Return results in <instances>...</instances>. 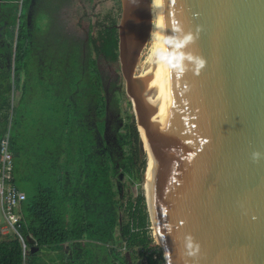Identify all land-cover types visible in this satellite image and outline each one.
I'll use <instances>...</instances> for the list:
<instances>
[{"label":"water","instance_id":"95a60500","mask_svg":"<svg viewBox=\"0 0 264 264\" xmlns=\"http://www.w3.org/2000/svg\"><path fill=\"white\" fill-rule=\"evenodd\" d=\"M119 2L117 61L164 264H264V0Z\"/></svg>","mask_w":264,"mask_h":264},{"label":"trees","instance_id":"16d2710c","mask_svg":"<svg viewBox=\"0 0 264 264\" xmlns=\"http://www.w3.org/2000/svg\"><path fill=\"white\" fill-rule=\"evenodd\" d=\"M114 2L120 11L119 0ZM69 3L0 0V77L4 81L0 87L7 92L20 88L16 117L26 116L29 108L40 102L41 92L54 104L48 110L55 117L45 120L38 115L39 122L46 140L50 139L64 158L55 163V169L69 172L51 185L59 186L58 191L40 184L36 194L25 196L20 207V233L30 249L23 255L18 239L4 237L0 240V264H74L76 257L90 259L89 253L101 247L106 249L108 264H129L126 256L117 252L118 245L141 249L137 264H164L161 249L148 232L144 197L138 196L134 204L128 201L125 221L114 202L111 180L115 178L119 194L122 169L132 161L127 148L138 140L136 128L123 123L120 116L117 82L105 84L97 64L100 56L117 60V17L107 13L96 22L94 35L90 25L85 38L79 39L60 20L61 9ZM5 125L6 120L2 127ZM91 144L100 146L98 159L104 164L100 175L94 177L82 158ZM84 238L87 241H82ZM45 251L53 252L54 257Z\"/></svg>","mask_w":264,"mask_h":264},{"label":"rangeland","instance_id":"374dc122","mask_svg":"<svg viewBox=\"0 0 264 264\" xmlns=\"http://www.w3.org/2000/svg\"><path fill=\"white\" fill-rule=\"evenodd\" d=\"M107 13H113L118 19L120 15V11L116 8L114 0H70L68 5H65L60 13V20L65 25L67 31L79 38H85L87 32L89 31V26L93 25L92 34H95L96 31V22L102 20ZM97 64L99 70L103 76L105 84H109L111 82H117L118 92H117V103L120 108V116L122 118L123 123L130 124L136 128L137 126L135 123L134 118V111L132 107L131 100L125 93L124 89V81L121 75L120 67L118 61H111L106 59L102 56L97 58ZM40 99L36 105L34 104L33 107L29 108V112L26 113V126L31 125L32 123L35 124L39 122V116L44 117L45 120L49 118H54L55 113H52L48 110L49 107H54L50 101L46 100L41 92ZM39 115V116H38ZM42 124V122H39ZM100 146L97 144H91L87 146L86 152L84 150V167L88 168L89 175L91 176H99L100 170L103 169V161L98 159L99 157V149ZM127 153L132 157V161L124 166L121 172V192L118 194L116 192L115 187V178L112 179L113 191L114 194V202L118 209V213H120L121 218L123 221L127 220L128 213L126 209V205L128 201L134 202L136 201L138 196H143L146 205V198L144 189L142 186L141 176H140V167H139V159H138V140L133 141L131 145L127 148ZM98 170V172H96ZM87 175V172L84 173ZM94 181H97L94 179ZM147 210V209H146ZM149 234L153 239V243L155 244L154 232L149 221ZM3 235H5V231H3ZM115 235H118V231L115 230ZM1 238L0 235V240ZM117 252L120 253V256L125 255L128 259L129 264H137L139 258L137 256V248L132 250H128L124 248L123 245L116 246ZM69 251L65 252V255L68 254ZM105 248H99L92 253H89V258L93 260L92 263L89 262L90 259L86 258V255H82L76 257L78 261H75L74 264H108L107 256L105 254ZM45 254V253H44ZM49 255V253H48ZM72 258H75L73 254ZM93 256H96L94 259ZM45 257V256H44ZM49 257V256H48ZM71 258V256H70ZM46 259V258H45ZM44 259V260H45ZM48 260V259H47Z\"/></svg>","mask_w":264,"mask_h":264},{"label":"crops","instance_id":"0c3cea01","mask_svg":"<svg viewBox=\"0 0 264 264\" xmlns=\"http://www.w3.org/2000/svg\"><path fill=\"white\" fill-rule=\"evenodd\" d=\"M3 83L4 81L0 77V85ZM21 95L20 88L12 87L7 92L0 87V137L6 136L9 141V149L12 153L14 184L25 196L28 193L31 196L36 194L37 189L41 185H49V187L58 191L59 186L51 185H56L55 181L57 178L66 177L69 174L67 169L61 171L55 169L56 162L62 163L64 161L60 154L61 150L55 147L56 145L50 139L46 140L42 124L36 122L35 124L32 123V126H26L25 116L16 117ZM5 120L6 125L3 128L2 123ZM72 153L75 155V150H72ZM68 154H70V150ZM48 178L51 179L50 183ZM67 217L69 218L68 215ZM66 224H69L68 219ZM82 241H87V239L84 238ZM43 253L48 256L46 251ZM49 253V255L54 257L53 252Z\"/></svg>","mask_w":264,"mask_h":264},{"label":"built area","instance_id":"2783aa9c","mask_svg":"<svg viewBox=\"0 0 264 264\" xmlns=\"http://www.w3.org/2000/svg\"><path fill=\"white\" fill-rule=\"evenodd\" d=\"M24 200L25 194L14 184L12 153L9 150L8 138L3 136L0 139V235L1 238L9 236L18 239L23 255L29 248L20 233V207ZM3 231L6 232L4 236ZM139 250L141 251H137Z\"/></svg>","mask_w":264,"mask_h":264},{"label":"bare ground","instance_id":"6f19581e","mask_svg":"<svg viewBox=\"0 0 264 264\" xmlns=\"http://www.w3.org/2000/svg\"><path fill=\"white\" fill-rule=\"evenodd\" d=\"M153 1L154 0H151V13H152V8H153ZM146 197V196H145ZM147 200V199H146ZM147 205H146V209H147V211H148V213H150V216H151V212H150V209H149V205H148V202L146 203Z\"/></svg>","mask_w":264,"mask_h":264}]
</instances>
